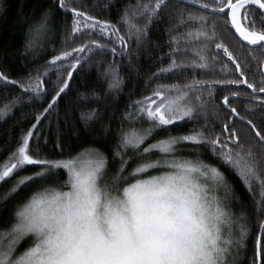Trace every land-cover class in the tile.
Returning <instances> with one entry per match:
<instances>
[{
  "label": "snow or ice",
  "instance_id": "obj_1",
  "mask_svg": "<svg viewBox=\"0 0 264 264\" xmlns=\"http://www.w3.org/2000/svg\"><path fill=\"white\" fill-rule=\"evenodd\" d=\"M6 7L0 0V11ZM55 7L71 13L66 39L80 34L82 42L52 56L42 72L38 69L17 80L0 71V82L20 90L0 107V120L25 97L32 101L50 96L35 114L31 127L22 133L15 150L0 164V182L25 165L40 167L32 175L17 179L0 197L8 201L21 186L39 181L28 198L13 207L7 225L0 228V264H235L248 235L247 225L240 223L246 214L241 211L235 216L230 210V198L239 197L221 167L204 161L200 149H208L221 166L240 178L253 197L254 210L264 216V0H136L124 8L117 23L93 16L70 0H53V6L44 8L39 20L28 26L25 54L37 48L39 38L50 30ZM159 22L168 25V52L160 59L169 62L152 77L159 79L165 73L179 76L189 69L215 75L219 64L220 72L231 78L201 80L193 75L182 83L157 84L124 112L111 157L95 147V141L74 156L41 158L39 145L33 155L30 142L38 137V126L69 89L73 73L93 56L110 52L113 59L103 65L107 97L123 83L115 57L131 61L133 40L137 52L149 45L159 49L150 35ZM225 39L235 44L239 55ZM252 62L258 81L256 75L249 79L245 71L253 67ZM57 65L67 74L57 75L49 92L44 77ZM215 85L237 89L220 98L227 122L219 132L208 127L207 119L209 105L213 114L220 116L213 103ZM241 97L249 101L244 114L234 104ZM81 99L99 101L101 97L93 92ZM200 115L205 123L192 131L146 144L157 130ZM80 120L90 129L86 135L106 137L109 133L97 108L82 111ZM143 120L148 127H137ZM94 123H99V128L91 127ZM183 145H191L187 151L192 155H177L184 150ZM54 147L62 156L59 137ZM155 153L159 156L153 160ZM133 158L139 163L128 172L129 159ZM117 160L110 174L109 164ZM60 169L66 170L68 179L54 186L50 178ZM149 169L159 170V174L144 175ZM258 227L252 264H264V219ZM26 239L31 243L18 252Z\"/></svg>",
  "mask_w": 264,
  "mask_h": 264
},
{
  "label": "trees",
  "instance_id": "obj_2",
  "mask_svg": "<svg viewBox=\"0 0 264 264\" xmlns=\"http://www.w3.org/2000/svg\"><path fill=\"white\" fill-rule=\"evenodd\" d=\"M7 5L3 11H0V71L7 73L12 79H22L29 73L35 74L39 69L43 71V66L54 55H57L66 47H74L82 41L78 38H68L67 34L70 31L72 16L70 12H65L63 9L55 7L53 15L50 20V30L48 33L39 38L37 48L30 50L27 54L24 53L25 34L30 24L35 23L40 18L41 11L46 7L53 6V0H5ZM73 6L81 7L88 11L91 15L99 17L100 19L111 20L117 23L120 14L128 4H135L136 0H70ZM107 5V7H105ZM119 26V25H118ZM168 25L164 22H159L152 27L150 35L156 41L160 48L157 49L155 45H149L148 48H141L139 52L136 51L135 41L133 40V56L131 61L128 57H115L116 63L119 67V74L123 80L121 87L111 92L107 97L104 96L107 90V78L103 75V65L110 62L113 57L110 52H105L102 56H93L91 60L84 62L82 67H79L74 73L70 81V87L63 94L59 100L58 105L52 110V113L42 121L36 130L39 135L33 137L30 146L32 154L36 155V147L39 145V157H47L49 159H60L63 157L74 156L81 148L90 144L100 148L104 153L111 157V148L115 145L118 130L121 127L122 116L128 110V106L133 101L140 99L142 96L148 95L150 91L160 83L172 84L174 82H184L190 79L193 75L197 79H220L231 78L225 77L224 73L220 72L219 64L215 68V75L201 74L200 70H185L182 75L174 73H165L159 79L152 77V73L156 72L158 68L165 67L168 64V59H160L162 54L168 52L166 41L168 35L165 31ZM121 31L124 29L121 27ZM231 50L239 55L240 50L236 48L235 44L230 39H225ZM245 46L247 48V43ZM245 48V50H246ZM226 60V57H223ZM230 63V62H229ZM253 67L246 69V73L251 79L258 74L254 67L255 62H252ZM65 67L67 61L64 62ZM230 67H234L230 64ZM65 75L64 67L59 65L51 67L49 74L44 77L46 87L49 92L54 87V82L57 80V75ZM238 76V73L236 74ZM150 77H152L150 79ZM243 87V86H242ZM230 90H237L235 86L224 87L222 85H215L213 89V103L217 106L220 112L219 118L213 114L212 106L208 107V127L215 128L219 132L223 123H226V110L220 108V98L227 94ZM250 91V90H248ZM96 92L100 95L99 101L92 99L82 100V96H91V93ZM20 94V90L14 85H5L0 82V107L7 103L12 97ZM205 98L207 99V91H205ZM50 99L49 95H43L39 98H33L29 101L27 97L20 104L12 109V112L3 120H0V164L8 159L9 154L17 147V142L20 140L22 133L26 132L31 124L34 122L35 114L41 111L46 102ZM249 101L243 97L234 101L235 106L241 114H244L245 107ZM97 108L99 115L103 119V123L108 126L109 133L105 137L101 135L97 137L93 135H86L90 129L86 128L80 120L82 111ZM67 113V115H65ZM58 114V117H57ZM258 127H261L259 119L255 121ZM144 123V124H141ZM205 123V118L200 115L197 119L177 121L173 125L167 126L166 129L157 130L147 143H152L156 139L166 137L168 135H181L192 131ZM99 123L91 125L93 128H99ZM124 126L128 127L127 122ZM148 127L146 120L140 121L137 127ZM239 127V125H238ZM60 138L63 144V154L61 156L60 149L55 148L57 138ZM182 149L177 153L179 156L192 155L187 148L191 145H183ZM201 158L211 164L221 167L224 171L229 183L234 189L235 196L239 199L230 198V210L239 216L241 211L245 212V217L240 220V223H245L248 228V235L244 240V246L241 247L235 256V264H252L255 250V237L259 234V221L264 219V216L258 214L254 210L253 197L246 190L240 178L227 167L221 166L216 157L206 148H201ZM129 152V156H131ZM159 156L158 153L152 155L151 159L155 160ZM139 163V160L133 158L129 159L127 171L132 169ZM118 164L117 161H112L109 164L110 174L115 170ZM40 170L38 165H25L22 169L17 170L11 177L4 182H0V197L10 189L17 179L32 175ZM155 171L151 170L144 175L152 174ZM68 179L66 170L60 169L59 174L51 177L49 183L54 186L62 185ZM39 185V181L35 183H28L21 186L16 194L9 198L8 201L0 199V228L7 225L13 207L22 203ZM258 193V189H257ZM222 194V193H221ZM256 199H259L257 194Z\"/></svg>",
  "mask_w": 264,
  "mask_h": 264
},
{
  "label": "rangeland",
  "instance_id": "obj_3",
  "mask_svg": "<svg viewBox=\"0 0 264 264\" xmlns=\"http://www.w3.org/2000/svg\"><path fill=\"white\" fill-rule=\"evenodd\" d=\"M5 1V0H4ZM141 124H144V123H141ZM151 170H154V169H149L148 170V172L149 171H151ZM157 174H159V172H157V171H155L154 173H152V174H148V175H157ZM131 182V181H130ZM230 207V206H229ZM234 233L238 236V234H239V230H238V228L237 227H235L234 226ZM31 243V241L30 240H24V241H22L21 242V244L19 245V247H18V252L19 251H23L24 250V248H26L29 244Z\"/></svg>",
  "mask_w": 264,
  "mask_h": 264
},
{
  "label": "water",
  "instance_id": "obj_4",
  "mask_svg": "<svg viewBox=\"0 0 264 264\" xmlns=\"http://www.w3.org/2000/svg\"><path fill=\"white\" fill-rule=\"evenodd\" d=\"M247 43V42H246Z\"/></svg>",
  "mask_w": 264,
  "mask_h": 264
}]
</instances>
